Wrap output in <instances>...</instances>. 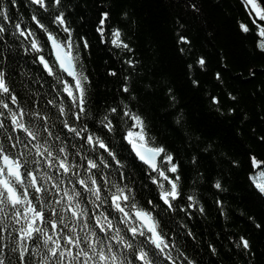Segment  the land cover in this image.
Listing matches in <instances>:
<instances>
[{
    "label": "trees",
    "instance_id": "16d2710c",
    "mask_svg": "<svg viewBox=\"0 0 264 264\" xmlns=\"http://www.w3.org/2000/svg\"><path fill=\"white\" fill-rule=\"evenodd\" d=\"M0 9L7 15V19L0 17V27L5 29L0 32V71L5 73L26 113L25 122L44 123L31 115L33 112L46 116L53 135L61 138L52 142L68 145L72 154L79 151L80 155H70L69 159L82 165L78 169L81 177L90 174L85 171L84 157L96 160L99 168L92 172L107 178L99 180L105 189L102 198L116 190L113 183L125 188L126 194L134 197L136 207L148 211L158 223L170 245L166 251L171 252L177 264H187L184 257L194 264H264V194L253 183V177L264 171V51L258 47L264 38L253 21L261 25L264 21L250 12L244 0H61L59 7L49 5L47 11L31 0H0ZM61 12L76 46L73 54L79 56L77 67L89 81L87 115L75 123L71 114L76 109L62 92L63 86L44 73L36 61L38 55L52 59L47 36L32 17L37 16L64 41L67 33L54 22ZM104 12L108 19L102 36L98 29ZM17 24L40 38L45 49L42 53L31 50L32 38L21 36ZM242 24L249 27L248 32L241 29ZM117 29L130 50L111 43L112 32ZM201 58L205 61L203 67L198 63ZM129 60L132 65L127 63ZM125 86L128 92L123 91ZM4 99L16 110L7 97ZM61 105L65 116L59 113ZM125 106L143 119L150 142L163 147L179 165L176 174L166 172L170 179L180 176L181 195L172 201V208L160 198L158 186L162 183L168 189V182L158 177V183H153L157 172L146 168L129 150L124 136L132 121L123 116ZM111 108H116L117 113L111 114ZM0 111L7 117L6 110ZM106 114L113 119L112 132L100 123ZM5 117L0 120L5 121L11 133V122ZM65 119L77 128L87 125L82 135L100 137L116 158L79 137L74 139L61 123ZM0 142L13 155L28 151L23 146L12 149L4 136H0ZM34 156V150L28 152V168L35 167ZM101 159L108 167L100 163ZM253 159L259 167L254 166ZM161 161L163 155L158 165ZM168 167L166 162L162 164L163 169ZM62 179V189L73 187L68 177ZM217 181L220 189L214 186ZM49 191L55 190L49 185ZM85 197L82 206L90 216L110 213L114 226L133 243L132 249L114 248L122 258L140 264L134 253L143 248L158 264H168L144 237H132L128 225L119 222L122 214L110 206V198L97 208L87 194ZM46 199L54 202L59 196L49 194ZM128 224L140 226L133 217ZM95 231L104 235L99 229ZM241 237L249 242L248 249L242 247ZM111 243L116 245L115 241ZM7 264H17V254L10 250Z\"/></svg>",
    "mask_w": 264,
    "mask_h": 264
},
{
    "label": "snow or ice",
    "instance_id": "6c2138e0",
    "mask_svg": "<svg viewBox=\"0 0 264 264\" xmlns=\"http://www.w3.org/2000/svg\"><path fill=\"white\" fill-rule=\"evenodd\" d=\"M14 2L15 0H13ZM31 2L45 11L48 10L49 5L53 7L61 5V0H31ZM244 4L246 7L250 6V12H254L259 21H264V0H244ZM0 17L7 19L6 12L2 9H0ZM107 19L108 13H102L101 28L98 29L102 36L103 25ZM32 20L47 36L46 43H50L51 52L55 55L54 62L46 59L44 55H38L36 59L43 66L47 75L63 86L62 92L72 101L71 106L76 109L71 114L74 117L73 123H75L87 115L85 105L88 89L86 84L89 81L87 75L77 67L80 61L79 56L73 54L76 46L71 39V30L65 26L66 19L62 12L55 16L54 22L63 26V31L67 33L64 41H61L57 35L50 32L37 16L34 15ZM253 23L256 24L259 30V36L264 38V25L257 23L256 20ZM16 29L26 39L32 38L31 50L36 53H42L45 50L40 38L36 37L34 32L29 31L26 33L20 29L19 24L16 25ZM241 29L244 32L249 31V27L243 24ZM4 31L5 29L0 27V32ZM112 36L111 43L113 45L129 49L128 44L121 40V32L118 29L112 32ZM181 39L184 43H187L186 39ZM83 46L85 48L88 46L86 41ZM258 47L261 51H264V39L261 40ZM127 63L132 65L131 60ZM198 63L203 67L205 61L201 58ZM62 74L71 77L74 83L65 80ZM112 75H115V73H112ZM123 91L128 92L129 88L125 86ZM4 97H7L11 105L16 106V110L10 107ZM233 99L235 98L233 97ZM213 102L218 103L215 98H213ZM49 103H54V101H49ZM0 109L6 110L8 113L5 117V112L0 111V117L10 120L11 133L23 134L22 136L12 135L8 131V125L5 121L0 120V136L5 137L12 149L23 146L24 149L28 150L13 155L11 152L6 151L5 144L0 142V264H7L9 250L17 254V264H133V261L122 258L119 252L114 250L116 246L132 249L133 243L126 240L125 236L121 235V230L114 226L113 221L109 219L110 213L106 215L101 212L89 215V210L82 206L86 198L85 194H87L89 202L97 208L99 205L107 204L110 198V206L122 214V219L119 222L128 225L127 231L132 234L133 238L136 236L144 237L145 242L154 247L157 256L162 255L168 264H177L176 258L171 255V252L166 251L170 245L159 230L158 223L148 211L136 207L134 197L130 198V195L126 194L125 188L113 183L111 186L116 190L114 192L109 191V195L102 198L105 189H103V185L99 183V180L106 181L107 178L98 177L96 172H92V170H98L99 168L96 160L87 156L84 157V160L87 161L85 171L90 174L81 177L78 169L82 165L69 159L70 155H80L79 151L72 154L68 145L63 143L57 145L52 142L59 141L61 138L59 134L53 135L47 124L48 118L46 116L42 117L38 112H33L31 115L35 116L37 120H43L44 123L28 124L25 122L26 113L20 107L17 96L9 87L3 71H0ZM59 113L61 116L67 114L63 105L59 107ZM110 113H117V109L111 108ZM123 116L132 121L131 126L126 130L124 139L136 157L152 171L157 172L158 176L153 178V183H158V177H162L168 182L170 185L168 189H165L162 183H158V186L160 188V198L165 205L172 208V201L178 199L181 195L179 191L180 176L175 175L174 178L170 179L166 172L176 174L179 165L173 163V156L163 147L155 146L150 142L144 121L139 115L131 112L125 106ZM61 123L68 132L73 134L74 139L79 137L88 145L97 146L108 153L109 156H112L113 159L116 158L115 153L100 137L94 134L82 135V133L87 132V125L77 128L69 123L67 119L62 120ZM100 123L109 132L115 130L113 119L108 114L101 119ZM44 133H47V135H43ZM72 147H76V145H72ZM33 150L35 156L32 163L35 167L28 168L26 166L28 163L26 156L28 152ZM161 155H163V161L158 165L157 160ZM164 162L169 165L167 169L162 168ZM100 163L104 167H108V163L104 159H101ZM117 163L119 164V161ZM253 164L259 167V162L255 159H253ZM44 169H47V171ZM260 176L264 177V171L260 172ZM62 177H68V182L73 184L71 189L60 187L64 183ZM73 177H75L74 180ZM253 183L258 191L264 194V183L255 179ZM49 185L51 189L55 190L54 192L50 193ZM77 186L80 190L77 189ZM214 186L217 189L221 188L219 181ZM127 191L130 193L131 189ZM61 192H63V195H60ZM49 194L53 197L59 196V199H54V202L49 201L46 199ZM192 199L193 197H189V200ZM126 207L129 208L128 211H126ZM46 208L48 212H45ZM201 211H203L202 208ZM65 213H70V215H65ZM133 216L140 221L143 227L128 224ZM15 225H20V227L16 228ZM95 229H99V233L104 235H99ZM13 232L16 235H13ZM109 232L113 234L109 236ZM41 238H43L42 242ZM111 241H115L116 245L114 246ZM28 242H31V247H29ZM12 244H15L16 247H10ZM241 245L244 249L249 248V242L243 237H241ZM134 256L136 260L140 261V264H158L150 258L149 252L143 248L134 253ZM33 257H39V260L34 261ZM184 259L187 264H194L187 257H184Z\"/></svg>",
    "mask_w": 264,
    "mask_h": 264
},
{
    "label": "water",
    "instance_id": "95a60500",
    "mask_svg": "<svg viewBox=\"0 0 264 264\" xmlns=\"http://www.w3.org/2000/svg\"><path fill=\"white\" fill-rule=\"evenodd\" d=\"M46 40H47V37H46ZM48 44V49H49V52H50V56H51V59H52V61L54 62L55 61V55L51 52V45H50V43H47ZM36 61H37V63L40 65V67H41V69H42V71L44 72V73H46L45 71H44V69H43V66L38 62V60L36 59ZM47 74V73H46ZM67 80H69V81H72V78L71 77H69V76H67L66 74H62ZM129 150H130V152L132 153V155L136 158V160H138L140 163H142L146 168H148L149 170H151L146 164H144L142 161H140L137 157H136V155H135V153L132 151V149H131V147L129 146ZM159 159V158H158ZM158 161V160H157ZM152 171V170H151ZM133 219L135 220V222L137 223V224H139L141 227H143V225H141L140 224V221L139 220H136V218L133 216ZM145 231H146V229H145Z\"/></svg>",
    "mask_w": 264,
    "mask_h": 264
},
{
    "label": "rangeland",
    "instance_id": "374dc122",
    "mask_svg": "<svg viewBox=\"0 0 264 264\" xmlns=\"http://www.w3.org/2000/svg\"><path fill=\"white\" fill-rule=\"evenodd\" d=\"M249 8H250V6H249ZM252 13L256 16V14L254 12H252ZM254 179L257 180L258 182L264 183V177H261L260 174L258 176H254L253 180Z\"/></svg>",
    "mask_w": 264,
    "mask_h": 264
}]
</instances>
